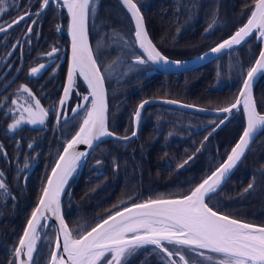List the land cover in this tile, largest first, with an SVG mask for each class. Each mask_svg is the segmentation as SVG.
Segmentation results:
<instances>
[{
    "label": "trees",
    "instance_id": "trees-1",
    "mask_svg": "<svg viewBox=\"0 0 264 264\" xmlns=\"http://www.w3.org/2000/svg\"><path fill=\"white\" fill-rule=\"evenodd\" d=\"M134 2L141 10L150 39L162 54L172 59L192 57L224 39L246 20L254 5L253 0ZM29 5L33 7L29 9ZM5 6L8 10L0 17V23L10 22L26 9L37 10L39 0H6ZM33 18L0 35V88L17 73L0 93V145L7 151V158L0 154V171L11 193L8 197L0 195V264L14 260V249L48 173L83 117L81 111L66 123L55 121L67 68L68 19L64 9L59 5L49 6L35 19L33 33L24 36ZM214 18V28L205 34L206 26ZM87 28L90 47L98 57L101 71L111 66L104 73L108 128L118 135L131 133L132 113L147 98H169L208 108L227 106L234 101L242 74L252 65L260 48L254 35L238 49L200 67L183 72L154 71L144 76L148 64L129 70L132 57L122 56L123 50L139 52L134 43L128 47L123 42H133V26L119 0H97L95 13H89ZM17 42L19 46L13 49ZM54 46L58 52L48 57L46 54ZM40 63L49 66L41 74L30 76V69ZM21 84L40 99L49 116L43 126L23 124L15 132H8L7 126L13 118L8 109ZM78 88L81 103L86 89L76 78L73 91ZM253 95L257 110L264 114V74L254 85ZM220 118L160 103L145 105L137 136L128 141H101L70 179L61 205L65 223L73 234L87 232L112 212L133 203L187 194L223 161L243 130L244 117L239 109L208 136L193 160L178 169V165L201 148L200 142ZM29 143L32 148H28ZM26 160L30 166L21 171ZM97 160L102 163L96 165ZM249 183H254V187L245 193ZM206 203L223 215L264 226V129ZM53 242L54 231L49 228L43 231L40 227L32 264H48ZM148 248L137 252L129 264L158 263L162 254L158 251L148 254Z\"/></svg>",
    "mask_w": 264,
    "mask_h": 264
},
{
    "label": "snow or ice",
    "instance_id": "snow-or-ice-1",
    "mask_svg": "<svg viewBox=\"0 0 264 264\" xmlns=\"http://www.w3.org/2000/svg\"><path fill=\"white\" fill-rule=\"evenodd\" d=\"M121 3L131 14L135 24L134 45L140 50L139 53L135 51L125 53L126 56L132 57L130 67L147 64L158 67L171 64L177 68L181 67V61L170 60L163 55L149 38L138 4L134 0H121ZM253 3L254 7L250 9L246 23L198 57L199 60H204L209 55H219L225 50H233L235 46L246 43L247 39L253 35H256L257 39L264 40V0H253ZM5 5L6 0H0V17L8 10ZM53 5H59L67 10L68 34L71 37L67 81L63 85V96L59 100V108L55 113L57 123L62 120L66 123L69 118L67 101L76 86L77 75L83 78L88 93L82 95L81 103L71 108L72 118L83 111L79 128L71 139L66 141L63 152L58 154L55 166L51 169V175L47 177V183L42 187L38 204L27 220L23 234L19 237L18 245L14 249V260H11L9 264H31L39 239L38 229L46 227V224H42V219H46L45 212L51 213L59 222L56 251L51 253L50 264H129L130 259L146 246H154L153 252L158 250L163 254L162 264H190L182 249L210 261L215 260V264H264V226H255L232 219L227 215H220L206 203V199H210L211 195L218 191L242 161L255 135L264 129V114L257 110L253 99L254 81L259 74H264V48L260 50L255 63L242 74L241 87L234 102L214 110L230 115L233 110L242 105L246 123L238 140L227 152L226 158L211 171L210 175L202 179L189 194L182 198H150L142 203H133L130 207L116 210L101 219L90 231L74 235L61 215V196L70 179L84 162V158L89 154L87 151H77V146L86 145L88 149H92L95 142L101 141L104 137L128 141L137 136L142 111L150 101H141L132 113L131 136H116L115 132L109 130L104 73L109 72L111 66L101 71L98 66V57L88 42L87 20L89 13L95 12V0H39V8L35 13L26 9L10 22L0 23V33H6L26 19H31L33 15L39 17ZM32 7L33 5L28 6L29 9ZM35 23L36 21L33 20L32 24L27 25L26 35L33 33ZM215 23L214 18L213 23L206 26L205 34L214 28ZM120 39L123 40V37ZM123 42L128 47L133 46L131 41L123 40ZM18 46L19 42L13 44L12 48L15 49ZM57 52L58 49L54 46L46 55L53 57ZM48 66V64H40L39 67H32L29 75L37 76ZM21 97H23L22 101ZM164 103L178 104L179 101L165 100ZM11 105L8 112L13 113V118L7 126L8 132H15L23 124L43 126L49 116V110L42 107L40 99L23 84L17 90L16 98L12 99ZM182 106L194 107L193 105ZM198 110L204 111V109ZM228 119V115L224 116L219 123H215L212 131L214 132ZM208 139L209 137L205 136L200 142L201 148H197L192 156H188L182 164L178 165V169L185 167L193 160ZM32 147V143H29L28 148ZM0 154L7 158V151L3 145H0ZM101 163L100 160L96 161V165ZM29 166L26 160L20 170L23 171ZM253 187L254 183H249L244 189L245 193ZM0 195L3 197L11 195L2 171H0ZM12 198L15 199V197ZM168 245L174 246L175 250L170 249ZM61 247L62 252L59 251ZM199 250H206V252ZM174 256H178L179 261L173 259Z\"/></svg>",
    "mask_w": 264,
    "mask_h": 264
},
{
    "label": "water",
    "instance_id": "water-1",
    "mask_svg": "<svg viewBox=\"0 0 264 264\" xmlns=\"http://www.w3.org/2000/svg\"><path fill=\"white\" fill-rule=\"evenodd\" d=\"M119 2L121 3V0H119ZM121 5L123 6V8H124V10L126 11V13L128 14V16H129V18H130V20H131V23H132V26H133V33H134V30H135V24H134V22H133V20H132V18H131V14L127 11V9H126V7L121 3ZM54 6H56V5H54ZM253 7H254V5H253ZM64 9V11H65V13H66V15H67V19H68V24H69V17H68V13H67V10L65 9V8H63ZM33 13H35L36 12V10L35 11H32ZM142 14V13H141ZM250 15V14H249ZM143 16V15H142ZM32 17H34L33 18V20H35L36 18H37V16H35V15H33ZM143 19H144V17H143ZM33 20L31 21V23L30 24H32V22H33ZM246 21H247V18H246V20L240 25V26H238L237 28H239V27H241L244 23H246ZM145 23V22H144ZM68 24H67V38H68V55H67V68H66V74H65V78H64V83H63V85L66 83V81H67V71H68V63H69V59H70V57H71V37H70V35L68 34ZM146 26V25H145ZM15 27V26H14ZM236 28V29H237ZM12 29V28H11ZM10 29V30H11ZM236 29L231 33V34H233L235 31H236ZM10 30H8V31H10ZM7 31V32H8ZM87 31H88V28H87ZM26 33H27V30H26V32H25V34H24V36H26ZM133 33H132V36H133ZM1 34H4V33H0V35ZM230 34V35H231ZM230 35H228L227 37H225L224 39H226V38H228ZM254 36V35H253ZM252 37V36H251ZM250 37V38H251ZM150 38V37H149ZM250 38H248L247 39V41L250 39ZM255 38H256V40L257 41H259L260 42V48H259V51H258V54H257V56H256V58L259 56V52H260V50L262 49V48H264V40H261V39H257V37H256V35H255ZM223 40V39H222ZM222 40H220L219 42H221ZM88 42H89V39H88ZM219 42H217V43H219ZM133 43H134V36H133ZM243 44H245V43H242V45ZM242 45H240V46H235V48L234 49H238L239 47H241ZM89 46H90V43H89ZM135 46V45H134ZM213 46H215V44L213 45ZM213 46H211V47H213ZM136 47V49L138 50V52H140V50L138 49V46H135ZM210 47V48H211ZM91 48V47H90ZM210 48H208V49H206L205 51H203V52H201V53H199V54H197V55H194V56H192V57H189V58H185V59H172V58H169L170 60H174V61H181L182 62V65H181V67H179V68H177V67H175V66H173V65H171V64H169V65H166V66H154V65H151V64H148L150 67H151V71H157V72H183V71H187V70H191V69H194V68H197V67H200V66H202L203 64H205V63H207V62H210V61H212L213 59H215V58H217V57H219V56H221V55H223V54H225V53H228V52H230L231 50H225L224 52H222L221 54H219V55H209V56H207V58L206 59H204V60H199L198 59V57H200L201 55H203L204 53H206V52H208L209 51V49ZM233 49V50H234ZM164 55V54H163ZM167 57V56H166ZM255 58V59H256ZM255 63V60L253 61V63H252V65ZM251 65V66H252ZM16 74L17 73H15L14 75H13V77L10 79V81H8L6 84H4L1 88H0V93L5 89V88H7V86L14 80V78L16 77ZM262 74H259L258 76H257V78L255 79V81H254V84H253V91H254V85L256 84V82H257V80L259 79V77L261 76ZM77 78H79L80 79V81H81V83L83 84V86H84V88L86 89V95H87V93H88V89H87V85H86V83L83 81V78H81V77H79L78 75H77ZM241 87V86H240ZM240 89V88H239ZM105 94H106V89H105ZM239 94V90H238V93H237V95ZM236 95V96H237ZM63 96V86H62V90H61V93H60V98ZM60 98H59V100H60ZM253 99H254V95H253ZM144 100H148V101H150V103H160V104H165V105H169V106H173V107H176V108H179V109H183V110H187V111H191V112H195V113H200V114H205V115H210V116H220L221 117V119L224 117V116H226V115H228L229 117H230V115L229 114H227V113H218V112H216V111H214L215 109H219V108H208V107H203V106H199V105H194V104H191V103H185V102H182V101H179V103L178 104H167V103H164V101L165 100H175V99H169V98H147V99H144ZM106 101H107V96H106ZM176 101H178V100H176ZM255 101V100H254ZM234 102V101H233ZM150 103H148V104H150ZM140 104V103H139ZM138 104V105H139ZM107 105H108V103H107ZM137 105V106H138ZM182 105H193L194 107H192V108H189V107H183ZM58 108H59V101H58ZM198 109H204V111H200V110H198ZM239 109H241L242 110V112H243V107H242V105L241 106H239L237 109H235V110H233V112L234 111H238ZM69 116H72V114H71V112H70V114H69ZM243 117H244V113H243ZM220 119V120H221ZM219 120V121H220ZM219 121L217 122V123H219ZM227 122V120L225 121V123ZM224 123V124H225ZM245 117H244V126H245ZM223 124V125H224ZM223 125H221L220 127H222ZM207 125H205V126H203V128H205ZM215 126V125H214ZM213 126V127H214ZM243 126V127H244ZM213 127L211 128V130L208 132V134L206 135V136H210V133H211V135L214 133V132H216L219 128H217L214 132L212 131V129H213ZM78 128H79V126H78ZM78 128H77V130H78ZM76 130V131H77ZM262 130V129H261ZM260 130V131H261ZM75 131V132H76ZM259 131V132H260ZM258 132V133H259ZM242 133V132H241ZM240 133V134H241ZM257 133V134H258ZM75 134V133H74ZM73 134V135H74ZM256 134V135H257ZM72 135V136H73ZM256 135H255V137H256ZM71 136V137H72ZM116 136H120V137H122V136H125V135H118V134H116ZM128 136H131V133L130 134H128ZM240 136V135H239ZM71 137L69 138V139H71ZM254 137V138H255ZM132 138H134V137H132ZM131 138V139H132ZM239 138V137H238ZM68 139V140H69ZM105 139H113V140H117V141H123V140H118V139H116L115 137H104L101 141H103V140H105ZM130 140V139H129ZM238 140V139H237ZM236 140V141H237ZM101 141H97V142H95V144H94V146H93V148L92 149H88L87 148V146L86 145H78L77 146V151H87L88 153H90V151H92ZM66 143V142H65ZM252 144V143H251ZM250 144V145H251ZM63 152V148H62V150L60 151V153H62ZM247 153V152H246ZM87 157V156H86ZM86 157L84 158V161H85V159H86ZM226 158V157H225ZM224 158V159H225ZM56 159H58V157L56 158ZM243 159V158H242ZM56 161V160H55ZM84 163V162H83ZM82 163V164H83ZM82 164L80 165V167L82 166ZM55 166V162H54V164H53V166L52 167H54ZM219 166V165H218ZM79 167V168H80ZM52 169V168H51ZM51 169H50V171H49V173H48V176L49 175H51ZM236 169V168H235ZM234 169V170H235ZM213 170H215V168L213 169ZM212 170V171H213ZM233 170V171H234ZM232 171V172H233ZM211 174V172L208 174V175H210ZM232 174V173H231ZM230 174V175H231ZM47 176V177H48ZM206 177V176H205ZM204 177V178H205ZM203 178V179H204ZM202 181V180H201ZM200 181V182H201ZM199 182V183H200ZM47 183V178H46V180H45V183H44V185ZM197 185V184H196ZM195 185V186H196ZM68 186V185H67ZM67 186H66V188H67ZM194 186V187H195ZM193 187V188H194ZM192 188V189H193ZM191 189V190H192ZM191 190L187 193V194H189L190 192H191ZM187 194H185V195H187ZM62 196H63V194H62ZM62 196H61V200H62ZM184 196V195H183ZM183 196H181V197H171V198H163V199H179V198H182ZM38 200H39V198H38ZM145 202V201H144ZM140 203H142V202H140ZM38 204V201H37V203H36V205ZM35 205V206H36ZM132 205V204H131ZM131 205H128V207H130ZM123 208H121V209H119V210H122ZM33 211V210H32ZM215 211V210H214ZM32 213V212H31ZM218 214H220V215H223V214H221V213H219L218 212ZM61 215L63 216V214H62V205H61ZM31 217V214H30V216H29V218ZM45 217H46V219H42V224H46V227H42L43 228V231H45L48 227H49V229H51V230H53L54 231V242H53V247H52V251H51V253L53 252V251H56V241H57V237H58V234H59V222L56 220V218H55V216H53L51 213H48V212H45ZM28 218V219H29ZM64 218V217H63ZM230 218H232V217H230ZM232 219H234V218H232ZM238 220V219H237ZM65 221V220H64ZM239 221H241V220H239ZM241 222H243V223H248V222H244V221H241ZM26 224H27V222H26ZM26 224H25V226H26ZM248 224H252V223H248ZM252 225H255V226H260V225H256V224H252ZM24 226V227H25ZM93 227H95V226H93ZM24 230V229H23ZM91 229H89L88 231H90ZM38 232H39V229H38ZM22 234H23V231H22ZM21 234V235H22ZM19 242V241H18ZM61 243H62V238H61ZM17 245H18V243H17ZM16 245V246H17ZM60 252H62L63 251V249H62V247H61V249L59 250ZM203 251H206V250H203ZM66 258V257H65ZM22 259H26V257H22ZM50 261H51V255H50V259H49V261H48V264H50ZM31 264H32V262H31Z\"/></svg>",
    "mask_w": 264,
    "mask_h": 264
},
{
    "label": "flooded vegetation",
    "instance_id": "flooded-vegetation-1",
    "mask_svg": "<svg viewBox=\"0 0 264 264\" xmlns=\"http://www.w3.org/2000/svg\"><path fill=\"white\" fill-rule=\"evenodd\" d=\"M148 67L149 68H147L146 70H145V72L143 73V75L144 76H146V75H150L153 71H151V67L148 65ZM77 93H80V89L78 88V91H73L71 94H70V96H69V98H68V101H67V107H68V113H67V115H68V117L69 118H71L72 116H69V114H70V112H71V108L72 107H75L78 103H80V95H77ZM59 101V100H58ZM57 109H58V103H57V107H56V111H57ZM221 119V118H220ZM55 121H56V115H55ZM215 125V124H214ZM214 125H212V126H214ZM133 139V138H132ZM168 247L170 248V249H172V250H175L174 249V246H172V245H168ZM154 248V246H149V248H148V250H149V252H148V254H152V253H154L153 251H152V249ZM142 250V249H141ZM158 251V250H157ZM182 252H183V254H185V256H186V258L190 261V264H209L208 262H206V260L204 259V258H202L201 256H199V255H196V254H192V252H189V251H187L186 249H182L181 250ZM199 251H203V250H199ZM203 252H206V251H203ZM155 253H157V252H155ZM163 255V254H162ZM161 255V256H162ZM213 256H215V254H212ZM161 256L158 258L159 259V261H158V263H156V264H162V261H161ZM173 259H175V260H177V261H179V257L178 256H174L173 257ZM208 260V259H207ZM212 261H214L213 263L215 264V260H212Z\"/></svg>",
    "mask_w": 264,
    "mask_h": 264
},
{
    "label": "rangeland",
    "instance_id": "rangeland-1",
    "mask_svg": "<svg viewBox=\"0 0 264 264\" xmlns=\"http://www.w3.org/2000/svg\"><path fill=\"white\" fill-rule=\"evenodd\" d=\"M96 6H97V0H95V11H96ZM95 13V12H94ZM94 13H92V12H90V14H94ZM121 34V32L120 33H118V35H120ZM121 54V53H120ZM122 56H126L125 55V53H124V50H123V52H122ZM40 64H46V63H40ZM39 64V65H40ZM39 65H37V66H35V67H39ZM129 65H131V63H129ZM135 69V66H131V67H129V70H134ZM26 95V94H25ZM23 100V97L21 98V101ZM18 115H19V113H18ZM26 115V114H25ZM192 254H195V253H192ZM202 258H204V257H202ZM205 260H206V262H208L209 264H214L213 262L214 261H210V260H207L206 258H204Z\"/></svg>",
    "mask_w": 264,
    "mask_h": 264
},
{
    "label": "bare ground",
    "instance_id": "bare-ground-1",
    "mask_svg": "<svg viewBox=\"0 0 264 264\" xmlns=\"http://www.w3.org/2000/svg\"><path fill=\"white\" fill-rule=\"evenodd\" d=\"M45 183V182H44ZM63 195H64V193H63ZM63 197V196H62Z\"/></svg>",
    "mask_w": 264,
    "mask_h": 264
}]
</instances>
